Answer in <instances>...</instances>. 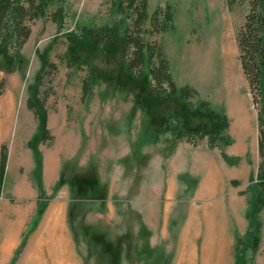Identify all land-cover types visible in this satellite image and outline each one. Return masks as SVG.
I'll return each instance as SVG.
<instances>
[{"label":"rangeland","instance_id":"1","mask_svg":"<svg viewBox=\"0 0 264 264\" xmlns=\"http://www.w3.org/2000/svg\"><path fill=\"white\" fill-rule=\"evenodd\" d=\"M58 1L63 10L61 24L48 18H39L30 23L31 34L22 48L26 63L20 69L7 70L5 61L0 59V121L6 117L4 122L9 123L7 129L0 128L5 135L0 145L5 144L7 148L5 188L11 186L17 176L23 175L28 169L27 162L32 154L28 141L37 128V119L27 107L26 101L31 98L36 103V99L40 98L44 101V110L49 120L47 127L52 135L50 140L39 144L40 150L43 153L60 152L61 155L77 148L74 159L64 164L65 175L75 180L96 170L111 188L112 208L110 211L99 213V217L95 216L96 210L99 209L97 204H94L96 209L93 211L91 203H69V219L64 225L70 250L75 258L82 260L83 264H175L174 260L178 256L166 254L169 252L167 242L136 239L135 225L130 223V213L134 210L132 208L127 211L122 207L125 203L133 201H130L128 196H123L125 190L119 183H111L112 177H117L114 172L118 170L125 173L122 174V185L125 181L136 179L135 168L139 162L132 151V142L141 126L148 133L156 132L161 118L160 111L143 112L126 96L125 89L118 90L117 74L110 71L112 66L116 65L117 59L99 55L78 67L69 68L65 64L69 57L65 38L67 31L81 26L111 25L120 20L122 33L129 23V15L116 12L117 0ZM166 4H169L173 11V28L158 35L147 34L144 38L146 41L156 40L162 44L170 61L177 89L184 84L195 88L199 99L208 101L213 108L226 114L231 130L234 131L235 118L227 109V84L233 76L235 85L231 91L246 108L251 129L253 125L254 134L257 136L256 111L240 67L235 37L236 30L243 23L247 13V0L235 6L233 11L227 9L225 0H148V17L157 6L163 7ZM144 27L149 28V19ZM45 47L49 48V59L56 69L48 68L39 86L37 81L40 63L37 51ZM206 54L212 61L213 69L207 78L202 76L204 69L201 65L202 56ZM222 71L227 72L224 77L226 79H222ZM86 79L89 81L90 92L83 98L82 86ZM179 103L177 99L164 101L162 109L165 115L177 111ZM228 130L227 135L230 137L231 130ZM252 139L253 133L250 131L249 153L245 163H238L239 159L231 155L230 149L233 146H230L225 148L227 158L223 160L222 167L219 165V150L209 149L206 139L196 146L192 145L193 153L189 161L194 175L189 178L191 188L187 187L185 190L188 197H179L173 203L174 221L177 223L172 225L174 234L181 228L180 222L187 214L188 205L192 214L199 211L200 203H238L240 200L248 205L259 162L258 154L252 155ZM123 144L131 148V154L123 157L125 159L122 161L123 158L118 157L124 154L123 149L127 150ZM204 154H207V166L202 163ZM88 156L91 160L87 162L85 160ZM151 158L150 155L148 159L143 160L146 163L148 160L152 161ZM139 160L141 162L140 158ZM243 172L247 174L244 178L240 176ZM214 178L218 179L217 191L224 192L221 195L215 194L212 198L197 196L203 181L208 180L206 186L210 187V180ZM232 180L238 181V185L233 186ZM247 188L249 190L246 193H239ZM54 195L55 193L51 194V197ZM2 196L0 191V206L7 201L3 200ZM8 201L6 204L9 205L16 202L11 198H8ZM133 215L134 213L132 218ZM122 216L124 223L120 220ZM4 220L12 221L13 216L8 215ZM218 223L214 222L213 226H218ZM21 226L6 254L0 251V264H14L24 249H41L46 253L49 248L51 243H48V246H37L38 240H31L32 235L28 232L30 223ZM2 233L0 227V245L3 243ZM203 235L201 233V237L198 236L192 241V250L196 253V257L193 256V264H201ZM216 235L213 233L210 238H216ZM239 238L242 236L235 238L232 243L234 248L229 249V254L225 255L226 264H238L240 256L235 252V243ZM180 245L181 240H176L175 249ZM244 254V264H256V253L251 254L247 250ZM203 257L204 264H216L214 255L207 256L205 251Z\"/></svg>","mask_w":264,"mask_h":264},{"label":"trees","instance_id":"2","mask_svg":"<svg viewBox=\"0 0 264 264\" xmlns=\"http://www.w3.org/2000/svg\"><path fill=\"white\" fill-rule=\"evenodd\" d=\"M245 0H225L229 11ZM248 9L244 21L236 30V42L242 73L252 96V104L257 120V150L259 162L253 193L249 197L246 218L248 227L245 236L236 240L235 252L239 254L238 264H244L243 256L249 250L251 254L259 248L261 222L258 213L264 208V0H247ZM148 0H117L115 9L118 14L128 13L129 23L121 33V22L111 25L77 27L67 31L65 38L69 57L66 66L78 67L89 62L94 56L104 55L117 59L111 72L117 74L118 90L125 89L126 96L143 112L159 110L161 118L156 132L143 130L145 138L184 140L193 146L206 139L209 149H218L223 159L227 158L225 148L232 144L227 135L229 121L224 112L213 108L204 99L198 98V91L188 84L177 89L173 79L170 61L159 41H146L144 36L158 35L173 28V11L169 4L157 6L150 17L147 13ZM39 18H48L61 24L63 10L58 0H0V59L7 70L20 69L26 58L22 54L23 45L31 34L30 23ZM149 19V28L144 24ZM49 48L37 51L40 72L37 84L40 86L48 68L56 69L49 59ZM89 89V81H83L82 97ZM177 99V111L165 115L162 104L166 100ZM27 107L37 119V128L28 141V147L36 159V180L40 189L38 145L52 138L47 127V115L44 101L27 98ZM7 163V148L0 145V191L3 187ZM233 186L238 181L232 180ZM244 191H239L244 194ZM45 202L38 204L32 227L39 220L45 208ZM241 239V240H240Z\"/></svg>","mask_w":264,"mask_h":264},{"label":"crops","instance_id":"3","mask_svg":"<svg viewBox=\"0 0 264 264\" xmlns=\"http://www.w3.org/2000/svg\"><path fill=\"white\" fill-rule=\"evenodd\" d=\"M205 77L207 78V73ZM235 96L234 92L227 91V109L230 115L235 118L234 131L231 130V124L229 123L228 131L231 130L230 137L233 142L227 147L233 146L230 149L231 155L239 159L238 163H243L247 153H249L248 137L250 131L253 133L250 144L252 155L254 153L258 154L257 136L254 134L253 125L251 129L246 108L238 102ZM2 124L0 122V128L2 130L7 129L9 123L6 121ZM48 124L49 120L47 118ZM1 129L0 142L5 136ZM143 130L144 127L141 126L134 142H132L134 144L132 151L135 152L139 162V165L137 164L135 168L136 179L125 181L122 185V174L125 173H121L119 170L114 172L117 177L111 179V183L112 181L113 183H119L122 189L125 190L123 196H128L129 200L133 201L125 203V206L122 207H125L127 211L132 208L134 210V212L132 211L134 213L133 218V213H130V223L135 225L136 239L138 241L144 239L155 242L165 241L169 249L166 254L178 256L174 260L175 264H193L195 263V260L193 262V256L196 257V253L192 250V241L203 233L204 235L201 238V264H204L203 254H205V251L207 256H216L222 251L225 257L229 254V249L234 248L232 243H234L235 238L245 236L248 227V219L246 218L247 203H242L240 200L238 203H200L199 211L193 214L188 205L187 214L180 222L181 228L178 233L174 234L172 230V225L175 222L173 203L177 198L186 196L185 190L187 187L191 188L189 178L194 174L189 159L193 153V146L184 140H170L167 142L161 137L157 139L145 138ZM123 145L125 146V144ZM124 148H127V150L123 149L125 152L118 159L131 154L130 147L125 146ZM38 149L40 152L39 179L41 188L37 187L35 176L37 163L33 151L30 149L32 154L27 162L28 169L26 173L18 175L15 182L7 189L4 185V177L1 195H3L2 199L7 201L0 206V220L4 221L8 215L13 216V220L7 222L15 226V238L20 227H22L21 225L30 223L28 232L29 235H32L31 240H38L37 246L51 244L46 253L41 249L38 251L28 249L25 251L24 249L14 264H83L82 260L75 258L74 253L70 250L68 234L64 225L69 219V203H91V210L93 211L96 209L94 204H97L99 209L96 210L97 214L95 216L99 217L98 215H101L99 213L105 210L110 211L112 208L111 188L100 178L96 170L92 174L81 176L75 180H71V177L65 175L64 164L74 159L77 148L73 152L61 155L60 152L43 153L39 145ZM150 155L152 161L148 160L145 163L143 159H148ZM90 160L91 157L88 156L85 161ZM223 160L221 157L220 167H222ZM202 163L207 166V154H204ZM246 175L245 172L240 173L243 178ZM207 181H203L197 196L212 198L215 194L221 195L224 192L217 191V178L210 180L212 185L210 187L206 186ZM53 193L55 195L51 197ZM8 198L14 199L16 202L13 205L6 204L9 203ZM41 201L46 203L45 208L39 220L32 227L38 204ZM212 208H214L213 211ZM258 218L261 222V230L259 248L255 252L257 254L256 264H264V208L258 213ZM123 219L122 216L120 219L122 223H124ZM127 220H129L128 217ZM214 222L218 223V226H213ZM176 224L175 222L174 225ZM127 232L125 234L129 237ZM191 232L192 235H190ZM213 233L217 234L216 238H210ZM178 239L181 240V245L177 250L175 249V241Z\"/></svg>","mask_w":264,"mask_h":264},{"label":"bare ground","instance_id":"4","mask_svg":"<svg viewBox=\"0 0 264 264\" xmlns=\"http://www.w3.org/2000/svg\"><path fill=\"white\" fill-rule=\"evenodd\" d=\"M226 50V48H224V51ZM211 60V59H210ZM209 60V56L208 54H206L205 56H202V61H201V65H203V69L204 71H202V76L205 75L207 73V76L212 73V61ZM227 72L222 71V79H226L224 78ZM229 86L228 89L231 91L234 90V85H235V81L233 79V76H231V78L228 80V84ZM233 87V89L231 88ZM6 116V114L4 115ZM6 120V117L0 121L1 124L5 123L4 121ZM3 126V124H2ZM5 126V125H4ZM0 225L2 227L3 233H2V239H3V243L0 245V251L2 254H6V252L8 251V249L10 248L11 244H12V240L14 238V229L15 226L12 223H9L7 221H1L0 220ZM215 261L216 264H224L225 263V257L224 254L222 253V251L219 252L218 255L215 256Z\"/></svg>","mask_w":264,"mask_h":264}]
</instances>
